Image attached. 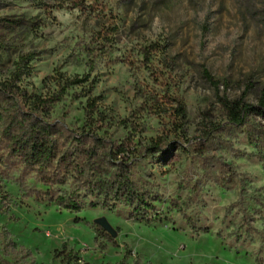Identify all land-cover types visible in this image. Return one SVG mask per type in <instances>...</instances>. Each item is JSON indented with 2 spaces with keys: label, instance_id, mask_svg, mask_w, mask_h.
Returning <instances> with one entry per match:
<instances>
[{
  "label": "rangeland",
  "instance_id": "rangeland-1",
  "mask_svg": "<svg viewBox=\"0 0 264 264\" xmlns=\"http://www.w3.org/2000/svg\"><path fill=\"white\" fill-rule=\"evenodd\" d=\"M155 43L163 51L145 61L141 49ZM26 56L29 93L83 79L50 121L81 126L93 100L100 135L168 147L132 170L158 198L150 223L125 206L66 211L33 194L47 186L0 168V264H115L125 254L124 264H264V122L228 125L216 98L254 104L264 93V0H0V82Z\"/></svg>",
  "mask_w": 264,
  "mask_h": 264
},
{
  "label": "trees",
  "instance_id": "trees-1",
  "mask_svg": "<svg viewBox=\"0 0 264 264\" xmlns=\"http://www.w3.org/2000/svg\"><path fill=\"white\" fill-rule=\"evenodd\" d=\"M8 23L12 27L16 25L13 21ZM163 49L164 46L155 43L140 52L148 61L153 52ZM28 62L27 56L21 58L11 79L0 82V168H19L21 180L30 177L47 186L46 192L33 194L66 211L78 212L89 201L90 208L125 206L130 209L129 218L156 222L158 198L138 185L132 170L140 158L163 152L168 145L163 146L160 140H155L141 147L129 135L120 141L107 137L106 131L100 135L104 114L97 110L93 100L86 103L81 126L69 127L59 120L50 121L51 107L62 101L67 90L83 79L77 76L59 79L56 91L47 97L29 93L21 84ZM202 75L217 89L218 83L207 71L203 70ZM216 98L226 124L239 128L251 116L264 122V93L254 104L243 98L229 99L219 95ZM175 103L176 107L171 110L183 119L184 105L177 100ZM220 127L215 126L214 131ZM170 204L182 212L175 201ZM126 258L127 254L115 264H124ZM133 264H139V260L134 259Z\"/></svg>",
  "mask_w": 264,
  "mask_h": 264
},
{
  "label": "water",
  "instance_id": "water-1",
  "mask_svg": "<svg viewBox=\"0 0 264 264\" xmlns=\"http://www.w3.org/2000/svg\"><path fill=\"white\" fill-rule=\"evenodd\" d=\"M104 230L109 232L110 234H113L112 229L109 227L108 223L105 221V219H99L97 222Z\"/></svg>",
  "mask_w": 264,
  "mask_h": 264
}]
</instances>
